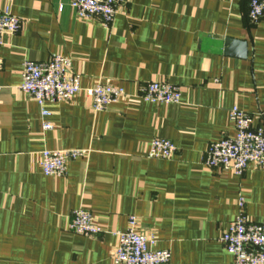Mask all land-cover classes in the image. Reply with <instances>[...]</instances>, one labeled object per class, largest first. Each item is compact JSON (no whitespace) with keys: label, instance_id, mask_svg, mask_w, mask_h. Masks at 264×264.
<instances>
[{"label":"crops","instance_id":"0c3cea01","mask_svg":"<svg viewBox=\"0 0 264 264\" xmlns=\"http://www.w3.org/2000/svg\"><path fill=\"white\" fill-rule=\"evenodd\" d=\"M73 0H0L21 29L0 46V264H114L112 232L154 237L170 264H235L220 238L246 201L264 224V169L239 178L204 161L209 146L233 137L230 110L264 114V19L250 0H125L111 26L81 19ZM62 8V9H61ZM227 40L246 44L230 54ZM70 57L83 90L98 83L128 95L94 113L84 91L42 108L20 90L26 61ZM168 83L180 104L137 97L142 85ZM45 122L52 129L44 130ZM264 130V119L254 122ZM177 148L170 160L147 157L151 142ZM86 149L63 177H47L43 151ZM91 212L104 233L69 230L73 212Z\"/></svg>","mask_w":264,"mask_h":264},{"label":"built area","instance_id":"2783aa9c","mask_svg":"<svg viewBox=\"0 0 264 264\" xmlns=\"http://www.w3.org/2000/svg\"><path fill=\"white\" fill-rule=\"evenodd\" d=\"M124 2L125 0H73L71 8L79 18H98L109 27L114 22L117 8ZM249 18L253 24L264 19V0H250ZM21 23L10 8L0 12V46L4 45L7 35H15L20 31ZM72 69V59L62 55H55L45 63L26 61L20 90L42 108L43 117L50 115L44 110L47 103L69 102L83 91L90 100V108L94 113L104 112L111 105L133 97L123 88L111 84L98 83L83 90L80 76ZM181 97L178 87L152 82L142 85L138 96L134 98L147 103L170 105L180 104ZM258 119H264V114L252 116L237 107L232 108L230 120L234 125L235 135L211 144L206 153L205 165L212 169L229 170L239 178L250 166L264 169V130L254 126ZM43 128L50 130L52 124L45 122ZM177 151L170 140L156 138L151 142L147 157L170 160ZM89 153L86 149L43 151L40 162L43 174L47 177H63L70 162L87 158ZM137 225V219L130 217L126 231L111 233L118 239L114 264H170L172 253L168 250H152L154 237L148 238L138 232ZM69 230L85 237L104 233L91 212L83 208L73 212ZM219 241L234 257L235 264H264V224L254 223L248 218L244 197H239L238 214Z\"/></svg>","mask_w":264,"mask_h":264},{"label":"water","instance_id":"95a60500","mask_svg":"<svg viewBox=\"0 0 264 264\" xmlns=\"http://www.w3.org/2000/svg\"><path fill=\"white\" fill-rule=\"evenodd\" d=\"M226 44L228 45L230 51V54H234L235 53V49H239L240 51H243V55H245L246 53V44L242 43V42H237V41H233V40H227Z\"/></svg>","mask_w":264,"mask_h":264}]
</instances>
